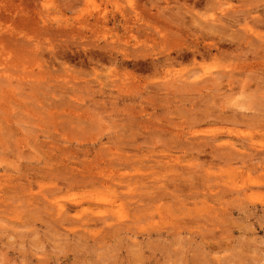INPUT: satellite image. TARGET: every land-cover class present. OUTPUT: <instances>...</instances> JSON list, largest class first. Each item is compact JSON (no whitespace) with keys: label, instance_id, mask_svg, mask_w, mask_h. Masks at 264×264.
Returning <instances> with one entry per match:
<instances>
[{"label":"rangeland","instance_id":"rangeland-1","mask_svg":"<svg viewBox=\"0 0 264 264\" xmlns=\"http://www.w3.org/2000/svg\"><path fill=\"white\" fill-rule=\"evenodd\" d=\"M0 264H264V0H0Z\"/></svg>","mask_w":264,"mask_h":264},{"label":"bare ground","instance_id":"bare-ground-1","mask_svg":"<svg viewBox=\"0 0 264 264\" xmlns=\"http://www.w3.org/2000/svg\"><path fill=\"white\" fill-rule=\"evenodd\" d=\"M213 24H214V23H213ZM210 25H211V24H210ZM210 25H209V26H210ZM214 26H215V25H214ZM210 28H211V27H210ZM214 28H215V27H214ZM210 30H211V29H210ZM212 30H213V29H212Z\"/></svg>","mask_w":264,"mask_h":264}]
</instances>
